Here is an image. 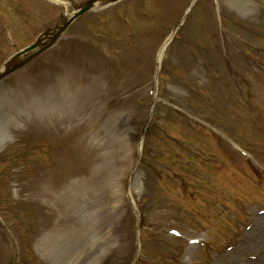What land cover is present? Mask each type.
Returning <instances> with one entry per match:
<instances>
[{
    "label": "rangeland",
    "instance_id": "374dc122",
    "mask_svg": "<svg viewBox=\"0 0 264 264\" xmlns=\"http://www.w3.org/2000/svg\"><path fill=\"white\" fill-rule=\"evenodd\" d=\"M85 1L0 0V65ZM190 1L103 0L0 81V264H121L135 211L153 230L137 264H264V0H196L155 83ZM154 83L136 168L144 119L122 97L144 91L145 117Z\"/></svg>",
    "mask_w": 264,
    "mask_h": 264
},
{
    "label": "water",
    "instance_id": "95a60500",
    "mask_svg": "<svg viewBox=\"0 0 264 264\" xmlns=\"http://www.w3.org/2000/svg\"><path fill=\"white\" fill-rule=\"evenodd\" d=\"M94 1L96 0H89L84 6H82L78 11H76L61 27H59L58 31L53 33V36L50 40L49 43L46 44V46H49L54 40L55 38L59 35V33L64 30V28L68 25V23L75 17H77L78 15L84 13L85 11L89 10L90 8H92ZM49 32L46 31L44 34H48ZM39 45H42L41 40H37L35 43H33L32 45H30L29 47H27L24 51H27L29 49L32 48H36L39 47ZM45 46V47H46ZM17 58L18 56H14L12 58V60L7 64L6 68L0 72V77L4 76L5 74H7L8 72L12 71L13 69H15L16 67L20 66L23 62H17Z\"/></svg>",
    "mask_w": 264,
    "mask_h": 264
},
{
    "label": "bare ground",
    "instance_id": "6f19581e",
    "mask_svg": "<svg viewBox=\"0 0 264 264\" xmlns=\"http://www.w3.org/2000/svg\"><path fill=\"white\" fill-rule=\"evenodd\" d=\"M54 1H58V0H54ZM162 51H163V47H162V49H161V51L159 52V57L161 58V56H162ZM249 262H251V261H249Z\"/></svg>",
    "mask_w": 264,
    "mask_h": 264
}]
</instances>
